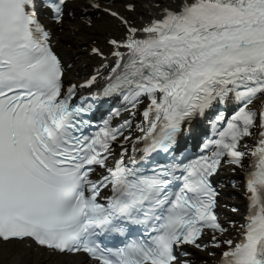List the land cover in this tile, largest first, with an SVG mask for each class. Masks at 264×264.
I'll return each mask as SVG.
<instances>
[{
	"label": "snow or ice",
	"instance_id": "obj_1",
	"mask_svg": "<svg viewBox=\"0 0 264 264\" xmlns=\"http://www.w3.org/2000/svg\"><path fill=\"white\" fill-rule=\"evenodd\" d=\"M139 7L0 0V254L193 264L196 250L264 264V0H148L143 22ZM93 10L118 21L91 46L108 63L66 83L74 65L58 45L94 35ZM101 78V92L82 96ZM105 98L120 106L97 125ZM214 108L212 137L183 155L185 128ZM225 170L245 173L247 198L245 213L231 209L243 222L227 226L215 179Z\"/></svg>",
	"mask_w": 264,
	"mask_h": 264
},
{
	"label": "bare ground",
	"instance_id": "obj_2",
	"mask_svg": "<svg viewBox=\"0 0 264 264\" xmlns=\"http://www.w3.org/2000/svg\"><path fill=\"white\" fill-rule=\"evenodd\" d=\"M116 2L122 3L123 0H116ZM137 3L140 5L139 13L145 14L138 17L139 21L143 22L146 18L148 0H137ZM95 21V29L90 30L92 33H94V35L82 33L81 35L73 38L70 36V34L66 33L62 38L61 44L58 45L60 53H66L67 57L70 59L71 53L67 51L68 48L65 46L63 41L67 39L75 43H71L74 45L72 46L73 50L72 48L70 50V52H73L71 64L74 65V67L68 71L66 76L68 79H74L78 81L85 78L89 68L98 62V60H95V58L90 55V48L94 41L99 40L103 45L110 35L117 34L118 21H115L112 17L97 11V14L95 15ZM225 171L229 173L228 170ZM225 211L226 210H224V214H226ZM193 251H195L193 264L215 263V258L208 256L206 252H200L196 250ZM5 253L6 254H0V261H5L6 264H87V260H85L82 255H78L76 257L48 256L46 253L41 254L35 250L25 249L20 246H5Z\"/></svg>",
	"mask_w": 264,
	"mask_h": 264
}]
</instances>
